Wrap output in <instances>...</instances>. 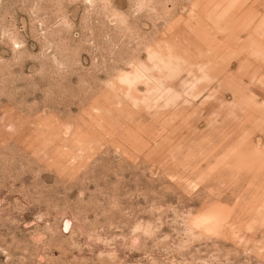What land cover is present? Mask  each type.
I'll return each instance as SVG.
<instances>
[{
	"label": "rangeland",
	"instance_id": "1",
	"mask_svg": "<svg viewBox=\"0 0 264 264\" xmlns=\"http://www.w3.org/2000/svg\"><path fill=\"white\" fill-rule=\"evenodd\" d=\"M0 264H264V0H0Z\"/></svg>",
	"mask_w": 264,
	"mask_h": 264
}]
</instances>
